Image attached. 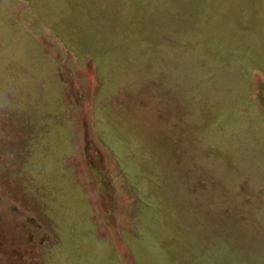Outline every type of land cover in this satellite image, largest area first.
<instances>
[{
  "label": "rangeland",
  "instance_id": "374dc122",
  "mask_svg": "<svg viewBox=\"0 0 264 264\" xmlns=\"http://www.w3.org/2000/svg\"><path fill=\"white\" fill-rule=\"evenodd\" d=\"M0 264H264V0H0Z\"/></svg>",
  "mask_w": 264,
  "mask_h": 264
}]
</instances>
